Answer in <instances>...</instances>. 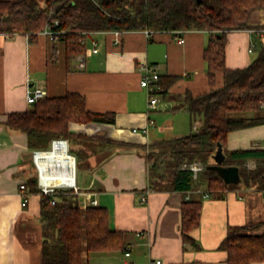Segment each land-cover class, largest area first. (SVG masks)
Listing matches in <instances>:
<instances>
[{
	"label": "crops",
	"instance_id": "crops-1",
	"mask_svg": "<svg viewBox=\"0 0 264 264\" xmlns=\"http://www.w3.org/2000/svg\"><path fill=\"white\" fill-rule=\"evenodd\" d=\"M212 34L203 29L153 31L151 36L145 30L98 31L88 36L83 53L68 56L65 41L0 33V264L42 262L41 195L30 194L23 207L20 193V185L36 175L35 149L29 146L27 134L6 124L9 114L33 109L35 103L26 101L28 87L44 88L45 97L79 93L89 111L114 114V123L69 125L81 137L74 148L86 153V176L77 184L80 207L97 201V206L108 210L111 228L126 233L125 250L85 254L86 264H125L127 251L132 264L156 260L161 264H227V252L219 246L230 228L259 223L256 233L264 234V190L240 186L215 198L203 184L187 195L173 190L168 182L160 189L150 187L148 156L154 145L188 135L189 129L196 132L202 125L201 118L198 121L187 111L185 98L213 88L204 58ZM179 38L184 39L182 44ZM93 40L99 44L98 53L92 52ZM262 47L263 28L256 33L228 32L226 66H249ZM144 65L154 67L160 77H177L165 93L158 89L159 102L151 110L148 91L141 87ZM168 132L171 136L167 137ZM244 149H264V125L228 134L224 150ZM253 164L255 160L248 161ZM239 180L235 185L241 184ZM147 193L148 200L142 202ZM190 198L202 201V211L199 226L190 232L193 242H185L182 207Z\"/></svg>",
	"mask_w": 264,
	"mask_h": 264
},
{
	"label": "trees",
	"instance_id": "trees-1",
	"mask_svg": "<svg viewBox=\"0 0 264 264\" xmlns=\"http://www.w3.org/2000/svg\"><path fill=\"white\" fill-rule=\"evenodd\" d=\"M261 11L264 0H203L200 4L196 0H46L44 7L28 0H0V33H21L33 40L47 24L58 20L56 29L63 31L59 40L66 42L68 56H76L85 50L80 43L85 31L213 32L204 52L208 81L213 88L185 98L187 111L194 119L200 117L202 125L196 132L155 144L148 163L153 189L168 182L173 190L187 195L203 184L212 197L222 198L240 186L264 190V149L224 150L223 165L239 168V186L227 184L216 170L209 168L214 164L218 146L225 148L229 133L264 125V47L249 66H226L227 33L264 29L261 19L254 22ZM219 76L221 83L217 85ZM176 80L173 76L160 77L159 91L165 93ZM73 122L114 123V114L91 112L83 95L68 92L64 96L44 97L32 110L9 114L6 124L27 134L31 148L49 149L55 139H81L69 130ZM249 160L256 161L254 169L247 167ZM185 163L203 166L197 178L190 168L182 167ZM26 189L28 194L40 193L37 175L28 179ZM201 211L200 199L184 201L181 231L185 242H193L190 232L199 226ZM40 215L41 264H86L85 254L126 249V233L111 228L108 210L102 206L81 208L74 190H62L54 197L42 194ZM259 226L256 223L229 229L219 246L227 252V264L264 262V234L256 233Z\"/></svg>",
	"mask_w": 264,
	"mask_h": 264
},
{
	"label": "built area",
	"instance_id": "built-area-1",
	"mask_svg": "<svg viewBox=\"0 0 264 264\" xmlns=\"http://www.w3.org/2000/svg\"><path fill=\"white\" fill-rule=\"evenodd\" d=\"M60 24V22L58 20H55L53 23L51 24H47L46 28L44 30H42L41 32H39L38 35H45L47 36L51 41H57L59 40V36H61L63 34V31H59L56 29V27H58ZM146 34L148 36H151L153 34L152 30H145ZM252 32H255L257 30H251ZM115 34H118L121 31H112ZM258 32V31H257ZM94 32H83V37L80 39V43L83 45H87V38L88 36H90L91 34H93ZM184 42L183 38H179L178 39V43L182 44ZM92 52L93 53H98L99 52V44L97 41L93 40L92 41ZM253 47L254 44H251L250 47V52L253 51ZM80 66L84 67L85 66V62L83 58H80ZM142 69V79H141V87L146 89L148 91L149 94V107L148 109L151 110L155 107V105L159 102V99L157 97L158 95V81H159V74L156 72V69L154 67H151L149 65H144L141 67ZM46 96V91L44 88L42 87H28L27 91H26V101L30 104L36 103L38 100L44 98ZM151 123H154L153 121H151ZM65 142L66 145V152L70 155V146L68 143V140H62V139H55L52 140V142L50 143V147L49 149H35L32 152V160L33 163L35 165V169H36V175H37V184H38V188L40 190V195H47V196H51L54 197L56 196L60 191H64V190H76L78 191V185H77V181L75 182L74 185L72 186H68V185H62V186H51L50 183V178L47 174L48 172V166L50 165L51 162L48 163L49 159L47 156H45V152L49 151V150H55L57 146L61 147L63 146L62 143L60 142ZM74 158V167H75V174H76V168H77V160L75 155L71 154ZM48 159V160H47ZM187 166V165H185ZM57 168H60V166H56ZM186 168H190L193 172H194V177H197V173L203 169L202 167H199L198 164H191L190 166H187ZM51 169V166H50ZM20 193L22 196V206H26L28 201H29V197L30 194L27 193V189H26V184L22 183L20 185ZM148 194H143L142 195V202H146L148 200ZM52 203H55V199L51 200ZM98 203L97 201L93 200L91 201V206H97ZM139 236H141V234H138ZM131 256L130 251L125 252V257L128 259L125 264H132L131 261H129V258ZM161 264V262L159 260L156 261H152L151 264Z\"/></svg>",
	"mask_w": 264,
	"mask_h": 264
},
{
	"label": "bare ground",
	"instance_id": "bare-ground-1",
	"mask_svg": "<svg viewBox=\"0 0 264 264\" xmlns=\"http://www.w3.org/2000/svg\"><path fill=\"white\" fill-rule=\"evenodd\" d=\"M60 143L63 146H57L55 150L45 152V156L49 159L48 163L51 162L48 166L47 174L50 178L51 186H72L76 182L74 158L66 152L65 142ZM56 166H60V168Z\"/></svg>",
	"mask_w": 264,
	"mask_h": 264
},
{
	"label": "rangeland",
	"instance_id": "rangeland-1",
	"mask_svg": "<svg viewBox=\"0 0 264 264\" xmlns=\"http://www.w3.org/2000/svg\"><path fill=\"white\" fill-rule=\"evenodd\" d=\"M28 1L35 3L39 7H44L45 4H46V0H28ZM259 19H261V21H263V23H264V11H261V13H257L256 14V18L254 19V22H258ZM256 40H257V43H258L257 46H258V49H259L261 42H259L260 41L259 38H257ZM257 55H258V52L256 51L255 54H253V57L255 58V57H257ZM251 115H254V113H246V116H251ZM197 120L199 121L200 117H197ZM196 124H198V123L195 122L194 125L196 126ZM188 131H189L188 133H190V129ZM193 132H195L194 129H193ZM168 136H171L169 134V132L167 134V137ZM73 144H74V142H70V152H72L76 156V159H78V168H77V171H76V181H77V184L79 185L81 183V179L85 178V176H86V171H85V167H86V153L84 151H82L80 148H74ZM152 152L153 151H150L149 155ZM168 159H170V158H168ZM185 165L190 166V165L185 163V164H183L182 167L186 168L187 166H185ZM198 166L202 167L200 164H198ZM247 167L250 168V169H254L256 167V164L255 165L254 164L253 165H248V163H247ZM74 191L77 192L76 190H74Z\"/></svg>",
	"mask_w": 264,
	"mask_h": 264
},
{
	"label": "water",
	"instance_id": "water-1",
	"mask_svg": "<svg viewBox=\"0 0 264 264\" xmlns=\"http://www.w3.org/2000/svg\"><path fill=\"white\" fill-rule=\"evenodd\" d=\"M200 4L203 0H196ZM226 156L222 145L218 146V149L213 157L215 164L210 169L216 170L218 175L224 179L227 184H237L240 182V173L237 166H225L223 165Z\"/></svg>",
	"mask_w": 264,
	"mask_h": 264
}]
</instances>
